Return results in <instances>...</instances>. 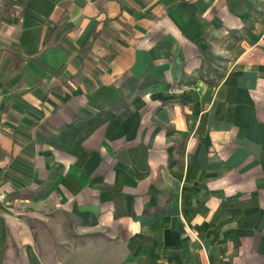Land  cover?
Returning <instances> with one entry per match:
<instances>
[{
    "label": "crops",
    "instance_id": "0c3cea01",
    "mask_svg": "<svg viewBox=\"0 0 264 264\" xmlns=\"http://www.w3.org/2000/svg\"><path fill=\"white\" fill-rule=\"evenodd\" d=\"M17 1L0 264H264V0Z\"/></svg>",
    "mask_w": 264,
    "mask_h": 264
},
{
    "label": "rangeland",
    "instance_id": "374dc122",
    "mask_svg": "<svg viewBox=\"0 0 264 264\" xmlns=\"http://www.w3.org/2000/svg\"><path fill=\"white\" fill-rule=\"evenodd\" d=\"M64 224L66 225V221L64 222ZM43 237L48 238V239H53V238H57V239H61V237L64 236V234H68L70 237H72L73 239L76 240V242H79L83 239V237L86 236V234L81 235L80 233H78V231L76 230V228L74 226H72V228H69L66 226L65 229H62V226H58V228L54 231H51L50 234L48 232H42ZM91 234H93L92 232H90ZM90 233H88L90 235ZM96 247L91 246L89 248H78V252L80 253V256L84 257L85 259H87V257H89L88 259L90 260L91 257L94 256V254L96 253Z\"/></svg>",
    "mask_w": 264,
    "mask_h": 264
},
{
    "label": "trees",
    "instance_id": "16d2710c",
    "mask_svg": "<svg viewBox=\"0 0 264 264\" xmlns=\"http://www.w3.org/2000/svg\"><path fill=\"white\" fill-rule=\"evenodd\" d=\"M13 1V8L16 6V5H22L20 2H18L17 0H12ZM7 5V3H6ZM9 6V5H8ZM82 50H86L85 52V55H86V58H90V60L93 58V57H96L93 53H90L88 52V47H82ZM16 134H14V137H15Z\"/></svg>",
    "mask_w": 264,
    "mask_h": 264
}]
</instances>
